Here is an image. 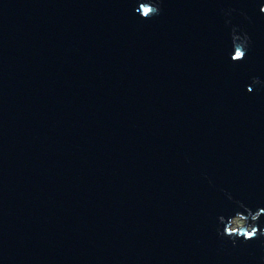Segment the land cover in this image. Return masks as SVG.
<instances>
[{"label": "water", "instance_id": "1", "mask_svg": "<svg viewBox=\"0 0 264 264\" xmlns=\"http://www.w3.org/2000/svg\"><path fill=\"white\" fill-rule=\"evenodd\" d=\"M262 5L0 0V264H264Z\"/></svg>", "mask_w": 264, "mask_h": 264}, {"label": "clouds", "instance_id": "2", "mask_svg": "<svg viewBox=\"0 0 264 264\" xmlns=\"http://www.w3.org/2000/svg\"><path fill=\"white\" fill-rule=\"evenodd\" d=\"M138 7L135 11L138 13L141 19L150 20L153 17L160 14L159 0H145V2H140L137 0ZM260 12L264 13V5L261 6ZM232 40V52L230 54V59L233 62H239L246 58L247 50L250 44L249 37L246 33L242 35L236 34V29H232L231 34ZM252 85H259L262 82L253 77L251 80ZM252 87H247V91L251 92ZM238 208H243V214L237 211L231 217L225 219L224 216L218 217V222L223 225L222 232L218 229V235L222 237H228L233 246L236 245V241L243 238L244 241L254 240L264 237V229H260L257 226V222L262 214H264V209H258L253 212L251 209L247 208L241 201H234ZM264 259V258H262Z\"/></svg>", "mask_w": 264, "mask_h": 264}]
</instances>
